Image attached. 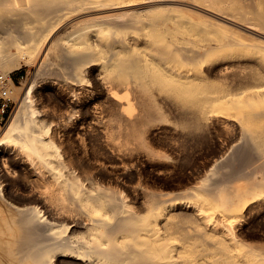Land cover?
<instances>
[{
	"label": "bare ground",
	"instance_id": "obj_1",
	"mask_svg": "<svg viewBox=\"0 0 264 264\" xmlns=\"http://www.w3.org/2000/svg\"><path fill=\"white\" fill-rule=\"evenodd\" d=\"M0 75V264H264V0H0Z\"/></svg>",
	"mask_w": 264,
	"mask_h": 264
},
{
	"label": "rangeland",
	"instance_id": "obj_2",
	"mask_svg": "<svg viewBox=\"0 0 264 264\" xmlns=\"http://www.w3.org/2000/svg\"><path fill=\"white\" fill-rule=\"evenodd\" d=\"M35 72H36V67L28 65V66H23V67H21V69H18V70L14 71V72H11L10 76H11V79H12L14 84L21 85L22 83L26 82V80L28 79V77H30V75L35 74ZM0 77H1V75H0ZM235 82H248V83H251V82H256V81L248 79V80H243V81L237 80ZM3 87H4V85H3ZM1 90L2 89H0V92H1ZM5 103H6V101L4 99L0 98V136L3 134L2 132L4 131V129H5L8 121H9V118H10L12 112H14V110L16 108V104L13 102V100L9 99L7 101V105L4 107V112H2L1 108H2L3 104H5ZM259 105H262L261 107H263L262 103H260ZM259 105H256L257 106L256 108H261ZM48 106L51 107V104H49ZM222 137H224V135H220V139H222ZM234 141L235 142H233V141L231 142L230 146L234 145L237 142V140H234ZM143 161H145V163H148L147 166H146L145 163L143 162V164L145 165L146 174L148 175L150 173L149 174L150 176L147 177L148 180L145 181V184L147 185L148 188L156 189V190H159V191H168V192H172V193L179 192V191H181L183 189V188L174 187L175 185L173 186V185H171V183H166L164 181L165 178H163L162 173H160V170L156 171V169H154L155 166H157V165H155V166L153 165V164H155V162H152V163L151 162H146L145 159ZM210 162L207 163L208 167H211L210 164L212 162L211 163ZM208 167H206L205 169H207ZM147 170H148V172H147ZM158 174H159V176H158ZM201 174H202V172L200 173V175ZM191 183H194V181H192ZM255 224L253 223V224H251L252 226L250 225L251 230L252 229L256 230V228H258V226H256L257 224L256 225Z\"/></svg>",
	"mask_w": 264,
	"mask_h": 264
},
{
	"label": "built area",
	"instance_id": "obj_3",
	"mask_svg": "<svg viewBox=\"0 0 264 264\" xmlns=\"http://www.w3.org/2000/svg\"><path fill=\"white\" fill-rule=\"evenodd\" d=\"M2 82L4 84L6 82V79L0 80V89H2L1 94H0V98L4 99L6 101V103L3 104L2 108H1L2 112H4V107L7 105V101L9 100V98L7 97V92H6L5 88L1 84Z\"/></svg>",
	"mask_w": 264,
	"mask_h": 264
}]
</instances>
